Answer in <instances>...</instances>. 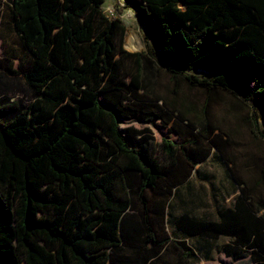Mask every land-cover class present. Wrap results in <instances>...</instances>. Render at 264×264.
<instances>
[{"label": "trees", "instance_id": "trees-1", "mask_svg": "<svg viewBox=\"0 0 264 264\" xmlns=\"http://www.w3.org/2000/svg\"><path fill=\"white\" fill-rule=\"evenodd\" d=\"M123 1L144 28L143 52L123 48L126 27L105 0H0V30L21 50L0 55V72L32 96L0 100V264H191L194 250L162 221L173 190L211 155L238 187L241 214L199 230L227 240L226 258L264 264V163L242 178L231 131L210 113L228 96L264 138L245 113L259 109L264 124V0ZM161 72L165 95L154 90ZM182 85L202 92L203 107ZM132 122L158 131L157 151ZM178 227L197 230L185 216Z\"/></svg>", "mask_w": 264, "mask_h": 264}, {"label": "rangeland", "instance_id": "rangeland-1", "mask_svg": "<svg viewBox=\"0 0 264 264\" xmlns=\"http://www.w3.org/2000/svg\"><path fill=\"white\" fill-rule=\"evenodd\" d=\"M2 1L6 6L11 4V0ZM110 1L111 0L105 1L103 10L110 18H119L123 21L126 27V35L123 39V48L131 53L145 51L146 44L144 28L139 23L135 10H131L130 12V9L120 6L118 0H112V3L109 6L110 8H108L107 4H109ZM130 1L133 2L132 0ZM130 37H133L134 40L132 45L134 47L133 50H130L127 46L128 39ZM2 54L19 57L21 55V50L16 37L12 33L1 29L0 55ZM17 63L18 61L16 60L15 65H17ZM188 74L194 75L198 78H206L208 76L206 73L200 71ZM168 85L169 77L161 72L157 79V85L154 86L155 93L165 95L166 87ZM178 93L179 95L186 96L189 100L194 101L199 108L203 107L205 97L201 94L202 92L189 90L187 87L182 85L178 89ZM3 98L16 100L23 105H27L32 96L21 76L12 77L0 72V100ZM231 103L232 101L230 97L223 96L222 100L211 106L210 113L220 128L231 131L233 139L229 146L230 152L234 155L240 175L242 178L248 180L252 176L255 177L258 173V170L255 169L252 164L254 163V165L260 166L264 163V138H255L250 132V129L245 124L240 122L236 115L231 113ZM246 110H248L245 112L246 114L251 115L253 113L257 116L258 131L264 135V124L260 119L259 109L249 107ZM126 125H132L139 129L149 128L155 139L156 146L154 149L157 151L158 144L161 141V136L155 128L150 127L149 125H141L133 122L125 123L124 126ZM246 164L252 165V167L249 170H246L244 169ZM201 169L206 170L209 174L215 176V178H210L212 181L223 177V169L215 158L210 159V161L202 166ZM213 185L214 184H208V188L210 189ZM222 243L223 242L221 241H208L203 252V255L207 256L204 258L205 261L199 263L198 259L194 258L191 264L196 262H198L196 264H251L250 259L245 256L237 261L226 258L221 252ZM211 254H213L212 257H210Z\"/></svg>", "mask_w": 264, "mask_h": 264}, {"label": "crops", "instance_id": "crops-1", "mask_svg": "<svg viewBox=\"0 0 264 264\" xmlns=\"http://www.w3.org/2000/svg\"><path fill=\"white\" fill-rule=\"evenodd\" d=\"M111 3L112 0L107 4L108 8H110ZM104 6L105 3L103 8ZM131 10L134 9H130V12ZM212 158H215L223 169V177L213 181L210 178H215V176L201 169ZM244 169H248V164L245 165ZM208 184L214 185L209 189ZM238 195L239 189L234 184L229 170L219 159L211 155L194 168L190 177L183 184L177 186L168 199L162 221L167 235L173 241H185L194 250L198 262L205 261L204 258L207 256H204L203 252L208 240L199 228L208 223L220 224L221 215L227 210H231L236 213V216H240L239 206L235 203ZM261 214L262 211H259L256 216L260 217ZM184 216L197 229L193 234L178 227L179 220ZM220 241L226 242L227 240L222 239ZM173 251L175 254L170 255L171 257L179 258L181 256L178 249L174 248ZM212 256L213 254L210 255V257Z\"/></svg>", "mask_w": 264, "mask_h": 264}, {"label": "bare ground", "instance_id": "bare-ground-1", "mask_svg": "<svg viewBox=\"0 0 264 264\" xmlns=\"http://www.w3.org/2000/svg\"><path fill=\"white\" fill-rule=\"evenodd\" d=\"M133 37H130L129 39H128V44H127V46H128V48L129 49H134V47L132 46L133 45ZM142 46V45H141Z\"/></svg>", "mask_w": 264, "mask_h": 264}, {"label": "built area", "instance_id": "built-area-1", "mask_svg": "<svg viewBox=\"0 0 264 264\" xmlns=\"http://www.w3.org/2000/svg\"><path fill=\"white\" fill-rule=\"evenodd\" d=\"M118 3L120 4V6L124 7L125 8V3L123 0H118ZM111 15L113 16V14L111 13Z\"/></svg>", "mask_w": 264, "mask_h": 264}]
</instances>
